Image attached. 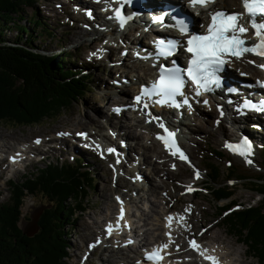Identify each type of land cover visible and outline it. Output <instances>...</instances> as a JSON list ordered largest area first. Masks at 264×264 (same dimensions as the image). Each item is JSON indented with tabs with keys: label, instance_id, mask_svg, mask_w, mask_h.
Segmentation results:
<instances>
[{
	"label": "rangeland",
	"instance_id": "rangeland-1",
	"mask_svg": "<svg viewBox=\"0 0 264 264\" xmlns=\"http://www.w3.org/2000/svg\"><path fill=\"white\" fill-rule=\"evenodd\" d=\"M70 6L71 4L69 1L34 0L33 7L24 8L19 18L23 19L20 21L22 24L24 23L26 26H29L30 30L33 31V20L29 19L34 18L35 15L36 17H40L41 23L38 24L35 29L38 33L33 44L37 45L40 49L44 48L47 51L49 50L48 52L54 49V54H68L71 57L70 59L68 58L70 62L74 60L72 63L76 67L82 68V74L89 77L90 88L84 92L82 98L73 101L69 108L62 110L55 116L44 118L37 124L16 125L4 121L0 122V147L2 149L0 150V155L4 157L3 160H0V203L9 201L10 192L6 183L8 179L22 180L23 176H28L32 172H35V170L41 168L46 161L52 162L56 160L59 163L69 162L71 155L74 154L75 158L81 159L87 172L92 177V181L91 185L87 188L88 193L86 195L83 212L75 214L73 220L69 221L71 224L65 226V231L67 230L66 232L68 235L66 239V258L63 260V264H101L100 261L102 260L105 261L106 264H115L117 260L113 257L115 254H112L113 259H109L106 257L108 255L104 252L105 250L102 249L108 246L107 250H110L116 245L119 246V241L122 238L116 239L114 240L115 242L112 241L113 243H108L106 246L101 244L100 247L92 251L90 257H87L85 260H82V258L84 256L86 257L87 252L91 249V247H89L90 245L93 246L97 243V240L103 238V220L107 217L110 218L112 213L113 216H115L116 212H118L115 201L118 191L119 193H125L126 196L122 197L124 202L128 203V201H131L128 203L129 211L127 212H131L135 215L132 218L134 224L138 227L136 228V233H138L139 230L148 232V242L152 241L151 237H155V235L161 237L162 235V229L159 228L156 230V227H160L161 213L172 208L176 210L181 209L182 216L184 218H189V220L183 223V225H175L176 229L174 233L180 235L179 242L183 239L184 245H186L185 242L192 240L194 237L199 244L203 246L205 243L210 245V247L207 248L208 250H210L212 243H215L216 246L218 245L219 248L223 245L222 250L216 253L222 260L225 258L230 262L234 261L235 264H256L255 258L247 256L244 252L245 247L238 242L235 236L227 234L226 229L223 227V224H221L223 214H221V211L218 212V206H221L227 200H220L217 203L214 202L210 194L203 187L209 186L208 168L206 164L211 163L219 168L220 175L218 181L229 187L232 192L230 198L233 199L235 204L240 203L241 205L247 206L248 204L254 205L256 203L259 194L251 190L253 185L250 181L264 183V170L259 167L261 165L259 150L256 152L254 146L253 156L250 158L247 157L252 163L248 164L245 158L240 159L237 156L227 154V151L222 146V135L224 133L227 134L228 131L234 132L235 135L245 134H238L236 132L237 130L241 129L244 131L245 129V131L251 133L249 135L253 137L252 141L254 145H257L258 142L264 141V120L248 116L243 119L240 124H237L238 128H236V126L232 124L227 125L224 121L217 122L218 120L215 118L216 115L215 110H213V105H210V107L202 106V104H204L202 99H196L195 102H193L195 107L192 108L193 111L189 112L187 109L183 111L182 115V119L184 120L182 121V125L186 126L187 123H190L189 127L191 130L185 133L186 138H180L178 140V142H181V147L186 152V156L190 163L188 161H182L179 158L169 157L165 149L155 142L148 128L144 127L142 123H145L144 120L140 121L141 119L131 116L127 112L123 113L126 118H123L122 115H114L116 111H109V104H106V101L110 98L115 100L113 104H117L116 102L121 100V96L115 95L109 90L110 87L113 89L110 85L111 79L119 75L120 78L128 80L132 76L129 73L127 74L128 68L126 67H121V69L119 67L117 73L114 70L111 72V75H108V65L114 63V60L119 56L123 57V61H125L127 65L133 61L144 63L140 53L135 49L133 51L124 49L121 45L122 40H119L116 35H108L106 32H100L101 27L99 25H88L84 23V21L80 20L82 19V17H80V12L72 11L73 13H70ZM42 28L45 29V31L42 30ZM47 32H50V34L47 35ZM16 33L17 31L12 27L11 30L6 32V36L9 39H13ZM96 35H101L102 37L98 43H95L93 40ZM132 38L133 47L136 41L141 42L144 46V43L150 40L149 37L143 39L138 38L137 40ZM94 44V48H91L90 46ZM118 45L120 46L117 47ZM115 46L117 49L114 50V54L109 53L108 50L110 47ZM101 49L102 51H98ZM92 53H96V55L93 56ZM124 53L126 54L123 55ZM244 65L245 67H251L247 60L244 61ZM125 88L128 89L127 92L126 90L124 92L126 95V93H130L131 86L127 85ZM105 93H109L110 97L108 99L104 98ZM128 99L127 97L126 100ZM94 110L97 111L94 112ZM99 111L102 112V115L96 116L95 113ZM125 111H127V109H125ZM107 118L116 122L118 121L119 124H121V126L119 125V127L116 128V132L111 129L114 134L111 132V134L107 136L108 140H113L118 134L126 131V124L136 123L138 125L127 128L129 131L132 130L136 134L139 133L141 135V137L135 138V140L129 138L128 144L130 151L128 153V159H120L119 157L116 159L114 154H109L111 158H106L103 150L99 152L97 150L98 148H94L93 142L97 141V139L92 137L90 138L92 144L91 142L89 143L91 149L79 151L80 145L82 147H88L89 137L87 134L82 137L78 136L77 131L86 132L85 129L87 128V130L91 132L100 129V133H107L105 127L110 126L108 124L110 121ZM234 119L235 117H233L232 120L234 121ZM87 121H92V125H86ZM94 123L95 126H97L96 130H93ZM169 124H171L170 121ZM176 126L177 124L173 125L174 128H176ZM250 126H253L258 131L247 130L246 128ZM133 132H130V134L127 132L126 134L136 137V134ZM61 133H67V135H59ZM142 137L144 138L141 139ZM33 138H36L34 141L39 139L40 143L32 147L30 140ZM120 140L123 139L120 138ZM130 141H132V143ZM134 142L141 144L143 148H145L144 145H154L156 151L164 150L163 152L167 154L166 157L157 158L156 156L157 163L163 165L158 168V173H154L153 168H157L159 164H157V166L152 165L149 169V165L155 160L154 153L148 152L149 164L141 163V150L134 145ZM102 144V148H105L104 146L106 145L104 143ZM18 148H21L20 152H23V149L26 150V152L21 155L22 159L25 158L26 160L11 165V168H7V163L5 162L7 153L10 154L13 151H17ZM32 148L35 150L32 151ZM156 151L153 150V152ZM215 152H219V154ZM102 153L104 157L100 158V156L103 155ZM163 158L169 160L168 167L174 175V178L170 182L172 187H164V185L159 186L155 188L154 193L149 195L146 190V184H148L146 180H149V183H152V185L158 184V182L159 184H163L164 180L161 174H159V170L164 169ZM113 159H115V161H113ZM143 160H145V155H143ZM117 161H119V163H117ZM114 162L117 165L114 164ZM115 165L119 166V171L114 170L116 167ZM173 165H175V168H173ZM177 165L181 167L177 169ZM16 168H19V170L13 171V169ZM122 169H124L125 172H122ZM231 169L233 170V174L230 178H227L226 173L228 170L231 171ZM136 170H138V172H136ZM110 171L115 173V176L120 174L126 175V173H128L129 176H132L128 181L133 185L129 187L130 189L128 188V190L127 188H122V186L117 188V183L115 184L113 180L110 181L112 179ZM196 171L200 173V177L196 181L197 185L194 186V193L184 192L185 183L193 181L191 177ZM138 173H140L139 175L141 176L143 175L144 178L147 176L145 182L144 180L138 179ZM10 174L12 175L5 180V177ZM257 178L261 180H257ZM116 180L120 181L121 184L126 183L124 181L126 179L121 180L120 177ZM230 181L233 183H229ZM164 183H166V181H164ZM134 186L140 188V190L135 192ZM150 186L148 188L149 190ZM104 192L107 193L106 197ZM159 197L163 199L164 203L158 200ZM179 197H181V199H177ZM22 200L20 206L21 218L18 221L19 227L25 233L32 235L36 231L38 216L44 208L48 207V204H46V199L40 194L35 196L27 195L24 196ZM28 201L31 202L30 206H27ZM153 202H155L156 205H154ZM150 204L155 206L153 210H149ZM189 208L190 211H186V209ZM234 209H237V207ZM142 213H146V215L140 216ZM29 214L33 217L37 216L35 222L30 219ZM82 227H85L84 230H82ZM200 228H206V230L202 232L203 229L200 230ZM182 229L190 232L181 235ZM191 233H193V235ZM198 236L201 237V240H198ZM216 240L220 241L222 245H219ZM87 242L90 243L86 244ZM226 246H228L230 254H226ZM123 248L124 253L131 257L132 253L125 251L128 250V246ZM193 254H191L190 257H196V255ZM184 255L186 254H179L180 259L177 258L180 264H196L194 263V258L192 260L194 262H181L185 259L183 257ZM170 259H172V257ZM198 259L199 257L196 258L197 261ZM132 263L135 264V261H132Z\"/></svg>",
	"mask_w": 264,
	"mask_h": 264
},
{
	"label": "trees",
	"instance_id": "trees-1",
	"mask_svg": "<svg viewBox=\"0 0 264 264\" xmlns=\"http://www.w3.org/2000/svg\"><path fill=\"white\" fill-rule=\"evenodd\" d=\"M33 3L0 0V122L37 124L69 108L90 88L89 77L72 63L74 60L70 62L68 54H54V49L48 52L33 44L41 18L35 15L29 19L33 20V31L19 18ZM12 27L17 33L9 39L6 32ZM259 155V167L264 170V144ZM206 166L209 186L205 190L216 203L227 200L218 206V212L230 208L235 202L229 187L218 181L219 168L211 163ZM232 171H227V178ZM91 181L81 159L75 157L69 162L46 161L22 180L9 179V201L0 203V264H63L68 235L65 226L83 212ZM250 182L251 190L259 194L256 203L231 209L222 216L221 224L227 234L245 245L246 254L264 264V183ZM37 194L46 199L48 207L38 216L35 233L26 236L18 226L20 206L24 196Z\"/></svg>",
	"mask_w": 264,
	"mask_h": 264
},
{
	"label": "snow or ice",
	"instance_id": "snow-or-ice-1",
	"mask_svg": "<svg viewBox=\"0 0 264 264\" xmlns=\"http://www.w3.org/2000/svg\"><path fill=\"white\" fill-rule=\"evenodd\" d=\"M129 2L130 0H116L118 6L113 10V17L118 21L121 28L125 27L126 23L136 15L135 13L132 15L125 14L124 7ZM240 2L244 9L243 12L229 11L227 8H213L212 6L217 3V0H186L188 10H194L188 11L186 17L165 12L163 15L151 18L153 23H160L163 27L175 29L183 39L161 37L153 42L154 52L149 55L156 61L153 66L157 69V76L149 84L141 85L138 94L133 98L134 103L129 107L135 108L137 105H141L140 111L148 117L146 123L158 122V128L162 130V133L156 134L157 140L162 142L164 148L173 157L182 161H188V157L177 144L176 134L166 127L165 122L160 117L152 114L150 107L158 105L181 109L187 106L188 111L192 112V105L189 103L185 91L189 82L194 86L193 92L197 97L201 96L202 93H212L216 89L222 88L221 73L232 62L233 58L240 60L247 54L264 58V0H240ZM169 15H171L172 23H164ZM204 15H206L208 22L206 26H201L204 28L203 32H194L190 26L191 22ZM249 28L253 32L252 40H249L246 35ZM181 49L189 54L186 67L181 66L176 59H172L170 64L160 62L175 57ZM98 51H102V49ZM92 55L94 56L96 53H92ZM248 63L255 64V61H248ZM257 66L264 70V64ZM241 75L246 74L241 73ZM257 84L264 88V81H257ZM228 91L235 90L228 89ZM204 103L207 104L208 101L205 100ZM242 107L264 112V101L259 102L258 106L256 103L246 100ZM114 111L119 112L120 109L117 108ZM59 135H67V133ZM77 135L86 136L83 132L77 133ZM35 142L40 143L39 139ZM96 147L99 149L101 146L97 144ZM225 147L245 157L246 163H252L250 159H247L252 152L250 142L246 138L235 145L226 142ZM106 151L112 153L115 150L108 148ZM188 162L190 163V161ZM199 177L200 173L196 171L195 178L199 179ZM229 183L233 182L230 181ZM194 190L190 185L186 187V191ZM116 199L121 207L115 228L111 223L106 225L105 233L109 236L120 228L121 221H124V227H130L125 219L124 202L120 197ZM186 211H190V208ZM165 219L167 221L166 227L171 228L174 216L170 214ZM184 219L181 216L177 222L179 223ZM165 235L169 237V243H161L154 246L151 251H146L144 261H150L151 264H161L165 255H171L166 250L174 241L170 231ZM128 243H132V241L129 240ZM188 243L193 250L201 247L195 239L189 240ZM176 248L177 251L180 250L179 245ZM206 252V249L200 251V255L205 261H209L210 264H220L218 257L206 255ZM137 264H141V262L138 261Z\"/></svg>",
	"mask_w": 264,
	"mask_h": 264
},
{
	"label": "bare ground",
	"instance_id": "bare-ground-1",
	"mask_svg": "<svg viewBox=\"0 0 264 264\" xmlns=\"http://www.w3.org/2000/svg\"><path fill=\"white\" fill-rule=\"evenodd\" d=\"M59 1H69L70 2V4H71V6H70V13H73L72 11H75V12H80V17H82V19H80V20H82V21H84V23H86V24H88V25H96V26H100L101 27V30H103L104 29V31H108V29L107 28H105V27H102V25H101V21H100V19H101V16H98L99 15V13H100V7H102V6H104L103 5V2H95V3H93V2H91L90 0H59ZM228 1H233L234 2V4L236 5V4H238V1H240V0H217V3L213 6V8H220V7H222V8H225V6H226V2H228ZM130 4H131V1H130ZM132 10V7H130V6H128V4L124 7V11L126 12V14H129V12ZM140 17H146V14H145V12H143V13H141L140 15H139ZM114 23L116 24V25H119V23H118V21H116V20H114ZM108 27H109V25H107ZM137 26H138V23L136 22V20H134V19H132V20H129L127 23H126V26L125 27H123V28H121L120 30L121 31H126L127 32V34L124 36V41L122 42V47L124 48V49H126V50H129V51H131L132 50V48H133V46L131 45V42H130V39H129V37L130 36H132L133 34H134V32H135V29L137 28ZM119 29V28H118ZM149 35V32H144V33H142V34H138V38H146L147 36ZM153 35H155V34H153ZM120 37L121 36H119V37H117L119 40H120ZM102 37H101V35H96L95 37H94V41H95V43H98L99 41H100V39H101ZM94 46H95V44L93 45V46H90L91 48H94ZM120 45H118L117 47H119ZM117 47L115 46V47H110V49L108 50L109 51V53H113L114 54V50H116L117 49ZM134 49H136V50H144V48H143V45L140 43H138V42H136V44H134ZM147 51V50H146ZM150 53H153L152 51H149V53H148V55L150 54ZM125 55V54H124ZM152 58V57H151ZM242 65V67L244 68V65L243 64H241ZM120 67V69H121V67L123 68V67H126V68H128V71H127V74L129 73H133L132 74V76H131V78L130 79H121L120 77H118V79L117 80H114L112 77V79H111V82H110V85L113 87V89L110 87V91H112V92H114V93H119V92H122V93H124L125 92V90H126V92H127V88H125L126 87V85L129 83V84H136L137 82H140V80H141V74L139 73L140 71L142 72V74L143 75H147L149 72H151L153 69H154V67H151L150 65H148L147 63H140V62H135V61H133V62H130L128 65H127V63L125 62V61H123V57H118V58H116L115 60H114V63H112V64H109L108 65V75H111V72L112 71H114L115 70V72L117 73L118 71V68ZM123 70V69H122ZM245 70L246 71H250V72H253V73H257L258 71L256 70V69H254V67L252 68V67H245ZM241 78H242V76H241ZM228 80V79H227ZM229 81V80H228ZM132 88V87H131ZM222 88H226L225 87V85L224 84H222ZM244 89H242V88H240L239 89V91L240 92H242ZM110 93V92H109ZM109 93H105L104 94V98L105 99H108L110 96H109ZM234 98H235V96H232V95H229V94H225V95H223L222 97H221V99L220 98H218V97H216L215 98V102H213L211 105H213V110H215V115H216V117L221 121V122H223L224 121V123H226L227 125H230V124H232V120H231V117L233 116V114L235 113L236 115H237V107H238V109H241L240 108V106H237V103H236V100L234 101ZM241 100H243V98L241 99ZM115 102V100L114 99H112V98H110V99H108L107 101H106V104H109V106L111 105V104H113ZM122 102V101H121ZM120 103V102H119ZM125 103H126V105H129V100L128 101H125ZM122 103H120V105H121ZM115 105H119V104H115ZM192 105H193V102H192ZM108 106V107H109ZM258 106H259V104H258ZM95 111H97V110H94V112ZM221 112H223V115H221ZM249 112H252V113H255V114H257L258 116H261V114L263 113L262 111H256V110H253V109H250L249 110ZM122 117L123 118H126L125 117V115L123 114V113H126V111H123L122 110ZM128 113V112H127ZM139 113H142V112H139ZM218 113H220V116L219 115H217ZM96 114V116H101L102 115V112H96L95 113ZM142 114H144V113H142ZM152 114L154 115V113L152 112ZM182 115H183V113H182ZM182 115H179V116H175V117H173L171 120H170V122L172 123L173 122V125H175V124H177V126H176V128H174L173 127V125H171V124H169L168 122H167V120H164L163 119V121L165 122V124H166V127L169 129V130H171L172 132H174L176 135H175V139H177L178 138V140H179V138L181 137L182 139L184 138V135H185V133H188L190 130H191V128L189 127L190 126V123H187L186 124V126H183L182 125V121H184L182 118ZM157 116L158 117H160L161 119L162 118H164V116H165V118H167L168 116H170V117H172V113H170V112H168V111H165V110H162L161 108H157ZM110 122H108V124L112 127H110V126H108V127H110V129L108 130V131H110V132H107V133H100V129H97V126H95V123L93 124V130H96L97 129V131H89V130H87V128L85 129L86 130V133H87V135L89 136V137H92V138H95V139H97V141H99V142H102V143H105L106 142V144L107 145H109V148H112V149H114L115 151L114 152H112V154H114V156H115V158H120V159H128L129 158V155H128V153H129V151H130V148H129V144H128V141H129V138L130 139H134L135 140V138H139V137H141V135L139 134V133H135V132H133L132 130L131 131H129L127 128H131L132 126H138L136 123H129V125L128 124H126V131H124V132H122L121 134H118L116 137H114L113 138V140H111L110 142H109V140H108V138H107V136H109L110 134H111V132H113L111 129H113V130H115V132H116V128L117 127H119V125L121 126V124H119V122L117 121H114V120H111V119H109V118H107ZM148 119V117H146L145 116V114H144V116L141 118V121H143V120H145V123L144 122H142L143 123V125H144V127H146V128H148V130H149V132L152 134V136H154L155 137V142L157 143V144H159V141L157 140V138H156V134L158 133V132H161L162 133V130L161 129H159L158 128V122H152V123H146V120ZM168 119V118H167ZM193 121V120H192ZM86 122V121H85ZM192 124V123H191ZM86 125H92V121H87V123H86ZM103 126V125H102ZM81 131V130H80ZM129 133L130 134V132H133V133H135L136 134V137H134V135H133V137L132 136H129L128 134H126V133ZM77 133H80L79 131H77ZM112 134H114V133H112ZM235 135V134H234ZM120 138H122L123 140H120ZM144 137H142L141 139H143ZM31 142V141H30ZM131 143H132V141H130ZM25 144V143H24ZM97 144V143H96ZM177 144L180 146V148H181V142H177ZM18 145H20V144H18ZM32 145V147H33V144H31ZM134 145H136L137 146V148H139L140 150H141V155H140V160H141V163H144V164H149V160H148V158H149V155H148V152H152V153H154V156H155V160H153L152 161V163L149 165V169L151 168V166L152 165H156L157 166V164H159V163H157V161H156V156H157V158H162L163 156L164 157H166L167 156V154L169 155V157H172V158H174L170 153H168V151L165 149V151L167 152V154L166 153H164L163 151H156L155 149V147H154V145H152V146H146V145H144L145 146V148H143L142 146H141V144H139V143H137V142H134ZM159 146L161 147V145L159 144ZM22 148V147H21ZM21 148H18V150L17 151H13L12 153H10V154H8L7 153V160H8V162H7V168H11L12 166L11 165H14L15 163H20V162H23L24 160H26L25 158H23L22 159V157H21V155L24 153V152H26V150H22L23 152H20V150H21ZM89 147H84V149H81V148H79V151L81 152V150H83V151H86V149H88ZM0 150H2V149H0ZM35 149L34 148H32V151H34ZM99 152H101V147L99 148V149H97ZM153 150L154 151H156V152H153ZM181 150L185 153V155H186V152L183 150V148H181ZM31 153V152H30ZM142 153H143V155H145V160H143V155H142ZM110 154V153H109ZM84 156H86V155H84ZM25 157V156H24ZM10 158H14V159H10ZM16 158V159H15ZM108 158H111V157H109L108 156ZM113 158V157H112ZM4 159V157H2L1 155H0V160H3ZM131 159V158H130ZM164 160H163V164H164V169H160L159 170V174H161V177L163 178V180L164 181H166V183H164V181H163V184L161 183V184H159V182H158V184H154V185H152V183H149V180H146L145 178L147 177H143V175L141 176V175H139L140 173H138V179H140V180H144V182H145V180L146 181H148V184H146L147 185V188H146V190H147V192L149 193V195L150 194H152V193H154L155 192V188H157V187H159V186H162V185H164V187H168V186H171V184H170V182H171V180L174 178L173 176V173L171 172V169H169V167H168V159H165V158H163ZM114 160V159H113ZM162 160V159H161ZM16 166V165H15ZM15 166H13V167H15ZM161 166H163L162 164H159V166H157V168L155 167V168H153V170H154V173H158V168H160ZM119 166H116L115 167V169L114 170H117V171H119V168H118ZM181 166H176V168L177 169H179ZM6 168V169H7ZM121 169V168H120ZM8 170V169H7ZM13 171H15V169H13ZM166 171H167V174L169 175H167L166 174ZM169 171V172H168ZM111 172V171H110ZM122 172H125V170L124 169H122ZM136 172H138V170H136ZM150 172H151V170H150ZM152 173V172H151ZM111 174H112V179L110 180V181H114V183L116 184L117 183V188H119V187H121L122 186V188H127V190H128V188L129 187H131L133 184H130V182L128 181L129 180V178L130 177H132L131 175L129 176V174L128 173H126V175L125 174H120V175H117V176H115V173H113V172H111ZM153 174V173H152ZM155 175V174H154ZM145 176V175H144ZM171 176V177H170ZM120 177V179L121 180H123V179H126V180H124L126 183H123V184H121V182L120 181H118V180H116V179H118ZM148 179H150V178H148ZM151 180V179H150ZM169 182H168V181ZM162 181V180H161ZM192 184V183H191ZM151 185V186H150ZM149 186H150V190L148 189L149 188ZM187 186H189V185H187ZM186 186V187H187ZM172 187V186H171ZM133 188V187H132ZM134 188L136 189H134V191L135 192H137L138 190H140V188H137V187H135L134 186ZM176 188H177V186H176ZM130 189V188H129ZM103 193V192H102ZM117 195H116V197H120L121 198V200L123 201V199H122V197L124 196H126L125 195V193H119V191L116 193ZM192 194V193H191ZM104 195H105V197L107 196V193L106 192H104ZM177 199H181V197H179V198H177ZM158 200L161 202V203H164V201H163V199L162 198H158ZM116 201V204H117V207H116V209L118 210V212H116V214H115V216H113V213H112V215H111V217L110 218H106L105 220H103V222H102V227H103V232H102V236L104 235V239L102 238L100 241H99V243H95L94 245H93V247L91 248V250L90 251H88V253H87V256H86V258L87 257H90L91 255H92V251L93 250H95V249H97L98 247H100V245L101 244H103V245H105L106 246V244H108V243H113L112 241H114V239H121L120 241H119V246H114V247H112L110 250H107V247L108 246H106L105 248H103L102 250H105L104 252H106L107 253V255L108 256H106V257H108L109 259H111L112 258V254L114 255L113 257H115L117 260L115 261V264L117 263V261H118V258H119V261H118V263L117 264H133L132 263V261H135L136 263L135 264H137V262L139 261V262H141V263H143V264H148V263H146V262H144V260L143 259H141L140 257V255L138 254V252H139V250H141V248L142 247H145V246H151V244L152 243H155V242H157V241H159V240H161V237L159 236V235H155V237H151V242H148V232H145V230H139L138 231V233H136V231H137V229L136 228H138L135 224H134V221H131V219L130 218H132L133 216H135V215H133V213H131L130 215H128L126 212L127 211H129L128 210V203H130L131 201H128V203L127 202H124V208H125V219L127 220V222H128V224L130 225V227H124L123 226V224H124V221H121L120 222V228L118 229V230H115L114 232H113V234L112 235H107L106 233H105V228H106V225H108L109 223H111L112 225H113V227L115 228V226H116V222H117V217H118V215H119V211H120V207H121V205H120V203L117 201V199L115 200ZM30 204H31V202L30 201H28L27 202V206H30ZM153 204L154 205H156V203L155 202H153ZM153 208H155V206H152V204H150V208H149V210H153ZM25 211V210H24ZM179 211H181V209L179 210ZM174 210L172 211V212H170L169 210L168 211H166V212H164V213H161V221H160V227H156V230L157 229H161V226H163V222H166V217L167 216H169L170 214L171 215H173L174 216V219H173V221H172V224H173V222L175 221V219L176 218H178V216L176 215H174ZM146 215V213H142V214H140V216H145ZM143 220H145V219H143ZM143 225V224H142ZM145 225V224H144ZM83 228V227H82ZM85 228V227H84ZM84 228L82 229V230H84ZM86 229H87V227H86ZM100 229V228H99ZM153 230H154V228H153ZM100 232V231H99ZM161 232L163 233L164 232V229H162L161 230ZM190 231H184V229H183V231L181 232V235H184L185 233H189ZM125 233H130L132 236H131V238H129V236H126V234ZM156 233V232H155ZM207 233V232H206ZM97 238H98V236H97ZM95 240V239H94ZM132 241V244L133 245H129V247L127 248L128 250H130V251H128V250H125V251H127V252H129V253H132V256L131 257H129V255H127L126 253H124V246H122V244L124 243V242H126V243H128V241ZM218 240H216V242H217ZM91 242V241H90ZM90 242H87L86 244H89ZM115 242V241H114ZM218 243H219V245H222V243L220 242V241H218ZM199 244V243H198ZM211 244V243H210ZM179 248H180V250L178 251L179 253L178 254H182V253H187L188 252V250L187 249H184V242H183V239L182 240H180V242H179ZM200 245V244H199ZM211 246H213L212 247V249H211V252H206L205 254L206 255H214V256H216V257H218L217 255L218 254H216L217 252H219V251H221L222 250V247H223V245H222V247L221 248H219V246L217 245H215V243H212L211 244ZM116 248V249H115ZM112 249H114V250H112ZM203 249H206L207 250V248H202V246L200 247V249H198V256H200V257H202L201 255H200V251L201 250H203ZM225 251H226V254L228 253V254H230L229 253V251H228V246H226L225 247ZM110 256V257H109ZM105 257V258H106ZM185 259H186V257H185V255L183 256ZM105 258H103V259H105ZM121 258V259H120ZM165 258H167V260H166V262L164 263V264H180V262L179 261H176V260H174L173 258L172 259H170L167 255H165ZM219 258V261H220V264H235V262L234 261H229L228 259V261L225 259V258H223V260L220 258V257H218ZM113 259V258H112ZM130 259H132V260H130ZM169 259V260H168ZM178 259H180L179 257H178ZM184 259V260H185ZM101 260V259H100ZM184 260H182V261H184ZM193 260V258L192 257H189L188 259H186L185 260V263H187V262H194V261H192ZM181 261V262H182ZM222 261H224V262H222ZM227 261V262H226ZM101 262V264H106V262L105 261H100ZM209 262V261H208ZM229 262V263H228ZM149 264H151V263H149ZM201 264V263H200ZM209 264H210V262H209Z\"/></svg>",
	"mask_w": 264,
	"mask_h": 264
},
{
	"label": "water",
	"instance_id": "water-1",
	"mask_svg": "<svg viewBox=\"0 0 264 264\" xmlns=\"http://www.w3.org/2000/svg\"><path fill=\"white\" fill-rule=\"evenodd\" d=\"M29 215H30V219H31L33 222H35V219H36L37 216L33 217L31 214H29ZM18 226H20V225H19V222H18ZM19 228H20V227H19ZM21 232H22V234H24V235H26V236H31V234L25 233L22 229H21Z\"/></svg>",
	"mask_w": 264,
	"mask_h": 264
},
{
	"label": "clouds",
	"instance_id": "clouds-1",
	"mask_svg": "<svg viewBox=\"0 0 264 264\" xmlns=\"http://www.w3.org/2000/svg\"><path fill=\"white\" fill-rule=\"evenodd\" d=\"M257 194V193H256ZM258 199V198H257Z\"/></svg>",
	"mask_w": 264,
	"mask_h": 264
}]
</instances>
